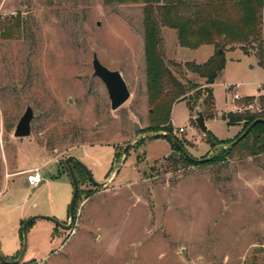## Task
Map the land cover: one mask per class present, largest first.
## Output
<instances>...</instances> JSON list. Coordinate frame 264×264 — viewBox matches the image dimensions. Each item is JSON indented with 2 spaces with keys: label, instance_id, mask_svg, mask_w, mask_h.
I'll return each mask as SVG.
<instances>
[{
  "label": "rangeland",
  "instance_id": "374dc122",
  "mask_svg": "<svg viewBox=\"0 0 264 264\" xmlns=\"http://www.w3.org/2000/svg\"><path fill=\"white\" fill-rule=\"evenodd\" d=\"M191 2L181 0L176 16H190ZM163 3L0 0V256H19L29 216L68 224L73 188L64 160L71 154L106 184L93 186L76 167L80 190L71 229L36 219L18 264H264V136L221 152L244 124L230 122L236 106L248 107L240 115L264 114L263 32L262 43L224 47L225 64L211 84L214 102L198 100L207 130L226 142L211 148L186 99L148 101L144 10ZM238 14L227 3L205 8L200 18L234 21ZM174 16L158 20L172 72V63H204L215 52L212 44L182 46ZM16 19L5 36L2 27ZM93 53L125 79L130 95L117 109L92 76ZM173 74L204 86L197 73ZM235 92L242 98L233 104ZM26 105L34 114L31 133L16 138ZM165 133L193 159L220 158L188 164L171 153ZM35 167L46 181L32 193L24 172Z\"/></svg>",
  "mask_w": 264,
  "mask_h": 264
},
{
  "label": "trees",
  "instance_id": "16d2710c",
  "mask_svg": "<svg viewBox=\"0 0 264 264\" xmlns=\"http://www.w3.org/2000/svg\"><path fill=\"white\" fill-rule=\"evenodd\" d=\"M148 1L152 2L158 0ZM164 1L165 3L155 7V12L151 6H146L144 10L145 15L143 26L145 27L144 43L148 101L153 106H160L164 101H168L169 104H172L178 99H186L188 105H191L192 109L193 107H199L201 109L202 107L198 102V100L201 99L202 105H212L214 99L211 84L214 82L225 64V56L223 53L224 47L227 44H243L245 42H251V44H254L255 42L262 43V32L264 38V0H203L199 3L193 0V2L190 3L191 7H193L192 13L186 18L176 16L178 14L176 8L178 7V4L181 3V0ZM182 3L184 4V2ZM227 3H230L236 11H239L237 18L234 21L209 16L206 17V19L200 18V15L205 11V8H213L216 5L222 7V5ZM171 16H174L175 18L177 17L174 26L177 29L178 42H180L182 46L196 48L202 44H212L215 47V52L204 63H196L194 61L172 63L174 73L180 75H184V72L186 71L197 73L205 79L204 86L189 80L182 82L173 74L163 57L158 20L161 22L160 24H163ZM15 21L16 25L14 24V26H10L9 24L2 27L5 36L9 37L12 31H14L13 29L15 26L19 24L17 19ZM192 91V99L187 98L186 95ZM201 111L203 115L206 114V110L201 109ZM257 117L264 119V114L240 115L239 113H232V115H230V122L235 121L239 123L241 120L244 122L238 137H240L241 133L250 123L255 121ZM204 135L211 148H215L218 143H226L224 140L218 139L214 136L211 131L207 130ZM263 136L264 122L258 121L243 135V137H241L239 141L235 143L232 141L226 150L222 149L221 152L222 154L229 152L250 137H253L254 141H260ZM164 137H166V135H164ZM261 145L264 147V142L261 143ZM172 147L174 148L173 144ZM181 158L188 164H209L220 158V154L212 156L209 159L204 158L205 160L202 161H191L182 153ZM167 159L176 160L174 157H168ZM72 167L74 172L76 167L80 169L79 165L75 162H72Z\"/></svg>",
  "mask_w": 264,
  "mask_h": 264
},
{
  "label": "water",
  "instance_id": "95a60500",
  "mask_svg": "<svg viewBox=\"0 0 264 264\" xmlns=\"http://www.w3.org/2000/svg\"><path fill=\"white\" fill-rule=\"evenodd\" d=\"M220 52V51H219ZM92 76H97L102 83L105 86L106 92L108 94V98H109V107L113 110V109H117L122 103H124L129 95H130V91L127 88V84L125 82V79L123 78V75H121L120 71L117 69H112L110 70L109 68H107L98 58L96 53L92 54ZM25 111L23 112V114L19 117L16 125H15V129L13 131V136L18 138V137H25V136H29L31 133V121L33 119V110L31 109V107L29 105H26ZM194 121L196 122L199 130L201 131V133H205L207 131V125H206V121L204 118V115L201 111V109L199 107H197L195 109V115L193 116ZM258 121H262L264 122V119L257 117V119L255 121H253L252 123H250L248 125V127L241 133L240 137H238L235 141H233V143L239 141L241 139V137H243V135L254 125L256 124ZM136 129V127H135ZM166 136L171 140L172 144L174 145V150L171 152L172 154H174V156H178V152L182 153L183 155H185L189 160L191 161H202L205 160L203 159H193L188 153L185 152V150L181 147V145L174 139L172 138V136L169 133H165ZM131 143L126 145L123 148V152H126V150L130 147ZM72 162H75L77 165H79L80 169L82 170V172H84L88 178V180L91 182V184L95 187H99V186H103L106 184V182H97L94 180L92 173L88 170L87 166L81 162L76 156L74 155H67L66 159L64 160V165H65V169L66 172L69 173V176L71 178V183H72V188H73V192L70 198V201L68 203L69 208H68V218H69V222L68 224L62 223L60 221H58L56 218H54L53 216H47V215H42V214H36V215H32L29 216L27 219H25L22 225V246H21V250L19 252V256L14 259V260H8L2 256H0V262L2 264H18L20 263L21 259L24 257V252L26 250L27 247V229L29 227L30 224H32L33 222H35L36 219H45L48 220L50 222H53L57 227L68 231L69 229H71L72 227V222H73V217H74V209H75V201L76 198L78 196L79 193V185H78V178L76 173L73 170L72 167ZM45 181L42 180L38 185H36L34 188H32V193L35 192V189L37 187H39L42 183H44Z\"/></svg>",
  "mask_w": 264,
  "mask_h": 264
},
{
  "label": "built area",
  "instance_id": "2783aa9c",
  "mask_svg": "<svg viewBox=\"0 0 264 264\" xmlns=\"http://www.w3.org/2000/svg\"><path fill=\"white\" fill-rule=\"evenodd\" d=\"M241 98H242V96L239 95L237 92H235L232 96L231 103L234 104L235 101H238ZM235 108H236L237 113H241L242 111L247 110L248 107L240 105L238 107L236 106ZM256 111H261V108L256 107ZM182 130H183L182 128L177 129V131H182ZM177 131H174V133H177ZM24 173L27 174L26 180H27L28 186L31 188H34L36 185H38L43 180L42 173H40V170L37 167L29 169V170L25 171Z\"/></svg>",
  "mask_w": 264,
  "mask_h": 264
},
{
  "label": "crops",
  "instance_id": "0c3cea01",
  "mask_svg": "<svg viewBox=\"0 0 264 264\" xmlns=\"http://www.w3.org/2000/svg\"><path fill=\"white\" fill-rule=\"evenodd\" d=\"M206 121V120H205ZM206 125H207V129H208V122L206 121ZM44 181H46L45 179H43Z\"/></svg>",
  "mask_w": 264,
  "mask_h": 264
}]
</instances>
